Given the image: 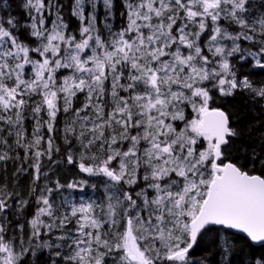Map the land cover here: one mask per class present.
<instances>
[{"label": "snow or ice", "instance_id": "obj_1", "mask_svg": "<svg viewBox=\"0 0 264 264\" xmlns=\"http://www.w3.org/2000/svg\"><path fill=\"white\" fill-rule=\"evenodd\" d=\"M0 264H264V0H0Z\"/></svg>", "mask_w": 264, "mask_h": 264}, {"label": "trees", "instance_id": "obj_2", "mask_svg": "<svg viewBox=\"0 0 264 264\" xmlns=\"http://www.w3.org/2000/svg\"><path fill=\"white\" fill-rule=\"evenodd\" d=\"M68 178H71L70 176Z\"/></svg>", "mask_w": 264, "mask_h": 264}]
</instances>
